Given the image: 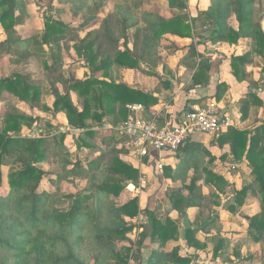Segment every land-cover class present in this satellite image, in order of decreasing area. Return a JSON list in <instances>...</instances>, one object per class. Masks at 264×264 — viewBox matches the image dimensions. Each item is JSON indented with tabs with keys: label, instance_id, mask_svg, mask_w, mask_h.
Listing matches in <instances>:
<instances>
[{
	"label": "rangeland",
	"instance_id": "1",
	"mask_svg": "<svg viewBox=\"0 0 264 264\" xmlns=\"http://www.w3.org/2000/svg\"><path fill=\"white\" fill-rule=\"evenodd\" d=\"M21 1L26 23L23 24L25 21L22 23L23 29L21 27L20 33L23 36L36 35L38 41L46 20L61 21L70 26L88 22L81 30L67 32L56 43L62 63L58 75L60 74L64 78L84 79L86 77L85 74L89 69L86 58L83 55L78 57L75 48L77 49L78 44H87L94 40V45L89 48L91 54L105 50L106 44L102 43L104 41L102 35L107 31V25L111 26L114 22L112 34L119 42H122L121 28L120 26L118 29L116 28L118 16L127 17L126 26L128 28L125 32L127 46L136 54V58L140 57L139 54L146 47V33L144 30L139 31L147 21L143 15L145 12H156L165 18L184 14L191 25V33H194L195 37L199 36L200 38L201 33L205 31H209L210 36L214 35L212 24L214 19L199 15L200 9L197 7V1H192L196 4H190V0H184L186 4L183 8L171 7L166 0ZM206 2L207 6L203 11H206L211 4L210 0H206ZM247 10L250 12L251 32L255 33L252 36H241L232 44L241 40V46L248 47L247 52L251 54V57L247 64L252 66L253 71L248 70L247 73H256L257 81H261L264 79L262 78L264 61L254 51L253 44L255 43L254 37H258V32L261 31L264 34V0H253ZM114 12L116 17L109 18L105 23V19L112 17L110 14ZM13 13L16 17L21 18L17 6L14 7ZM225 22L230 28L238 30L235 9L227 15ZM257 23L261 28L258 32L255 26ZM0 28V37H2V27L0 26ZM196 41L195 39L194 42ZM159 42V46L154 50L155 54L154 51L152 52L151 59L146 60L140 57L139 67L136 68L117 66L115 78H121V75L126 76V74H128L126 77L129 78L131 70L134 69L139 70L140 75H150L141 70L151 72L153 75L152 71L158 63L167 58L165 52L167 51L168 54L169 47L174 43L168 36H163ZM191 45L194 46V43ZM120 46L116 48L121 49ZM44 47L47 48V45ZM253 55H257L255 56L257 61H254ZM10 58L5 56L0 59V77L11 76L15 73L27 75L33 84L40 87L41 94L37 103L21 100L14 95L5 96L6 103L5 100L0 102V127L2 126V113L16 110L22 116L30 118V121H28V125L21 121L20 130L12 131L11 136H42L47 140L46 154L41 161L35 164L44 171L36 188L37 193L41 194L43 209L47 212H63L71 206L76 196L90 195L82 201L81 209L84 215L78 224L77 236L72 240L66 239L71 244L69 248L76 261L82 264H117L114 254L124 255L125 248L128 247L129 264H135L136 260H139L140 264H148L150 258L158 252L161 255L156 264H174L172 258L174 253L180 258L188 259V262H177L176 264H264V232L258 231L252 235L255 230L249 225L252 216L258 217L262 213L259 203L260 193L254 179L249 182L231 181L230 179L234 177L231 176V173H226L230 171V166H224L217 171L214 169L218 179H223V182L216 181L213 184L209 179L207 181V175L200 168H196L193 161L196 160V156L198 157L199 151L204 152V160L213 157L214 161L216 156L206 147L195 146L192 142L186 152L180 151L177 157L172 155V163H168V161L170 162V158H168L162 171H159L155 164L146 157L141 160L137 158L135 148L128 135L118 130L123 121L113 125L111 117H105L102 125L96 121L91 122L90 125L95 132L93 137H88L87 140L92 144V148L81 147L79 149L76 144L77 135L82 132V129H73L68 124L65 113L54 108L55 97L51 92V86L44 77L36 59L33 56H25L11 62L8 60ZM154 62L155 65H153ZM83 68L86 69L84 75L82 74ZM95 76L100 77V74ZM129 81L135 82L132 78ZM55 84V89L59 88L58 90L64 92V86L58 84L57 81ZM73 94L76 96L74 92ZM75 96L73 102L80 110L81 99ZM61 134L64 136H61L60 139ZM53 136L56 137V141ZM60 140L62 144L59 143L57 146L56 144ZM170 153L173 154V152ZM113 159L128 164L133 170L132 175L125 176L122 173H115L114 167H112ZM230 159V162L234 161L232 156ZM184 161L186 164L183 169ZM235 162L240 161L235 160ZM178 167L184 171H181L182 173L175 179L173 174ZM20 168V164L13 159L1 166L4 185L0 187V194H6L9 191L6 182L7 175ZM166 169H172V175H170L171 172L166 174ZM114 180L120 184L118 193H109L104 196L103 193L97 191V186L100 184ZM130 184H133L135 188L132 189L131 185V189H129ZM249 185L251 188L246 191L245 195L239 200L236 199V192ZM132 199L137 207L136 214L131 217L125 214L121 215L124 223L132 225V229L121 239L112 241V250L107 246L95 244L94 240L88 237L89 229L99 220L107 222L112 220L110 210L112 202L119 206ZM219 210L224 212L221 213ZM150 216L162 225H165L168 219L174 221L178 229V236L167 239L165 243L159 241L150 243L148 241L150 238L148 221ZM186 230L193 232L194 241L191 244L186 237ZM34 235L43 239V236H52V232L47 226L38 223ZM143 238L145 239L143 244L140 249H137L139 241ZM63 244V241L58 242V248L52 251V254L58 256L63 254L59 249L64 248ZM0 258L8 260L10 255L0 252ZM7 263L10 264V260Z\"/></svg>",
	"mask_w": 264,
	"mask_h": 264
},
{
	"label": "trees",
	"instance_id": "2",
	"mask_svg": "<svg viewBox=\"0 0 264 264\" xmlns=\"http://www.w3.org/2000/svg\"><path fill=\"white\" fill-rule=\"evenodd\" d=\"M126 0H123L125 2ZM171 7L183 8L186 2L184 0H166ZM211 4L206 11L200 10L199 15L206 18H213V34L209 37L212 42H227L232 44L241 36H252L251 24H249L250 12L248 9L252 5L253 0H210ZM17 6L21 18L16 17L13 13L14 7ZM238 22V30H234L227 26L225 23L227 15L233 12ZM112 17L105 19V23L109 18L116 17V13L110 14ZM147 19L145 26L139 29L144 30L146 33V47L143 48L140 57L146 60L153 57L155 48L159 46V41L167 34L176 35L179 37L191 36V25L184 14L176 15L174 17L165 18L156 12L143 13ZM26 20L22 1L20 0H0V26L2 27V37H0V59L5 56H12L8 59L14 62L25 56H33L38 65L42 69L44 77L51 86V92L55 97L53 106L57 111H63L66 115L68 124L73 129H82L77 135V147L92 148V144L88 137H93L94 130L91 127V122H97L102 125L105 117H111L112 124L115 125L120 121H124L129 111L126 107L128 104L139 103L143 107V117L147 120H156L159 125H163L161 118L151 111L150 106L155 104L157 98L151 93L144 92L141 88L132 86L123 80H116L114 74L116 73L117 66L136 68L138 60L132 50L127 46V38L125 35L127 17L118 16L116 28L120 26L121 35H123L122 42H119L112 34L114 22L111 26H106V32L103 33V42L106 44V49L99 53H90V47L95 43L94 40L85 44H78L75 52L78 57L85 56L86 64L89 68V75L84 79L64 78L58 75L59 70L62 68L61 57L59 55V48H57V41L67 32H75L81 30L86 26L80 24L78 26H70L61 21H44L42 32L39 36V41L36 35L23 36L20 33L22 23ZM26 21L23 23L25 24ZM28 25V24H26ZM257 32L261 30L259 24H255ZM256 32V33H257ZM258 37H254V51L258 53L264 61V34L258 32ZM201 42V38H199ZM47 45V48L44 46ZM119 45L121 49L116 48ZM100 48V45H99ZM81 49V50H80ZM89 49V50H88ZM154 51V52H153ZM153 52V53H152ZM195 46H189L188 56H195ZM251 54L248 52L239 55L231 56V68L234 76L237 79L245 77L246 72L243 69L245 63L248 62ZM99 58V59H98ZM156 60V58H155ZM1 63V60H0ZM155 65V62L153 63ZM208 69L207 59L202 58L193 76V81H199L197 77L203 76L205 70ZM147 74L145 70H141ZM96 77L95 75H99ZM264 78V66L262 68ZM53 75V76H52ZM55 75V76H54ZM206 82V79H204ZM55 81L64 86V92L55 89ZM62 88V87H61ZM226 84H219L215 97L220 98L221 94L225 91ZM70 91L74 92L77 98L81 99V109L79 110L70 97ZM7 93V95H5ZM41 90L38 85L33 84L27 75L15 73L11 76L0 77V102L5 100L6 97L12 95L21 100L37 103L40 99ZM6 96V97H5ZM249 97L254 101L259 102L253 94ZM260 103V102H259ZM248 101L241 108V117L247 114ZM1 111V110H0ZM221 112V111H220ZM24 121L28 125L30 118L22 116L16 110L13 112L4 111L2 113V126L0 127V187L4 185V177L1 171V166H4L7 161L13 159L20 164L21 168L10 172L7 175L6 182L9 191L6 194H0V252L10 255L8 260L0 258V264H82L75 260L71 249V245L66 239L72 240L77 236L78 224L81 221L82 214V201L87 199L90 195H78L73 199L71 206L63 212L53 211L47 212L42 207L41 194L37 193V186L44 174V171L35 165L41 161L48 149L46 146L47 140L44 137H24V136H11L10 133L20 130V122ZM64 136L63 134L60 135ZM54 141L56 137L53 136ZM191 139L181 145L174 153L178 156L180 151H187ZM62 144L61 140L56 144ZM224 143L229 145V152L226 155L232 156L233 160H245L251 168V174L255 183L258 186L260 193V207L261 215L250 218L249 225L255 230L252 235L258 231L264 232V124L258 125L254 128V132L249 135L246 130H239L234 127H228L226 133L218 137V144L222 146ZM104 149V148H103ZM203 154V155H202ZM204 152L199 151L198 157L193 161L196 168H200L207 176L208 179L214 182L221 181L218 179L217 172L214 170L213 157L204 160ZM93 164V163H92ZM186 162L182 165L185 168ZM112 167L115 173H122L125 176L132 175L133 170L131 167L118 160H112ZM187 170V169H186ZM184 170L177 168L174 172L173 178L177 179ZM215 171V172H214ZM172 175L173 170L166 169V174ZM179 173V174H177ZM135 175V174H134ZM133 175V176H134ZM216 184V183H215ZM251 188H243L241 191L236 192L235 198L238 200L245 195L246 191ZM120 184L114 180L111 182H104L97 186V191L107 196L109 193H118ZM189 205V201L187 202ZM187 206V205H186ZM112 212V220L110 222L99 220L89 229L88 237L94 240V243L100 246H107L111 249L112 241L121 239L124 235L132 229V225L124 223L121 218L122 214L129 215L130 217L136 214V204L134 199L117 206L113 202L110 204ZM114 210V211H113ZM93 217V215L91 214ZM149 242L165 243L167 239H173L178 236V229L176 223L168 219L165 225L160 224L159 221L152 216L149 218ZM38 223L47 226L52 236H43L38 238L34 235V230L38 227ZM21 228H24L21 230ZM45 229V228H44ZM186 237L191 244L193 240V232L186 230ZM259 237V236H257ZM41 239V240H40ZM144 238L139 241L138 248L144 242ZM63 241L64 248H59L63 254L58 256L52 254V251L58 248V242ZM49 243V244H46ZM112 250V249H111ZM126 253L114 254L117 264H129L128 250L125 248ZM160 252L151 257L148 264H156L160 258ZM173 255V256H172ZM174 264L177 262H188L187 258H180L172 254ZM123 256L124 258H122ZM135 264H140L139 260Z\"/></svg>",
	"mask_w": 264,
	"mask_h": 264
},
{
	"label": "crops",
	"instance_id": "3",
	"mask_svg": "<svg viewBox=\"0 0 264 264\" xmlns=\"http://www.w3.org/2000/svg\"><path fill=\"white\" fill-rule=\"evenodd\" d=\"M192 1H197V7L200 10H204L207 6L206 0H190V4H196ZM201 35L200 42L199 36L195 37L194 33L191 37L167 34L166 36L172 39L174 43L169 47L168 54L167 51L165 52L167 58L158 63L152 71L153 75H140L139 70L134 69L131 70L129 78L126 77L128 76L126 74V76L121 75V78H116V80H123L156 97L157 101L150 106V109L159 117L158 119L161 118L163 125L176 122L183 112L195 105L213 101L221 113L230 117L231 123L228 126H222L215 134L197 133L189 139L195 146L206 147L216 156L214 160L216 171L224 166H233V168L229 167L230 171L226 172L227 174L231 173V176L234 177L230 179L231 181H252L251 168L247 162L245 160L230 162V155H226L229 152V145L224 143L219 146L218 137L226 133L228 127L246 130L251 135L256 126L264 124V79L257 81L256 73L248 74V70H253L252 66L247 63L243 66L246 72L245 77L237 79L234 76L231 68V56H239L249 50L248 47L241 46V40L236 44H228L209 40V31L202 32ZM195 39L196 42H194ZM191 43H194L195 46V56H188ZM255 56L257 55H253V59L257 61ZM202 58L207 59L208 69L205 70L203 76L197 77L199 81L194 83L193 76ZM83 70L82 74L84 75L86 69L83 68ZM89 73L88 69L85 75H89ZM130 78L135 82L129 81ZM223 83L226 84V89L220 98L216 99V89L219 84ZM250 94L258 98L260 103L249 97ZM74 96L71 92L72 100H74ZM247 101V114L242 118L241 108ZM221 154L223 155L221 156ZM163 155L164 163L168 158H170V162L167 160L168 163H172L174 156L172 153L166 152Z\"/></svg>",
	"mask_w": 264,
	"mask_h": 264
},
{
	"label": "built area",
	"instance_id": "4",
	"mask_svg": "<svg viewBox=\"0 0 264 264\" xmlns=\"http://www.w3.org/2000/svg\"><path fill=\"white\" fill-rule=\"evenodd\" d=\"M129 114L118 130L128 135L139 160L146 157L159 171L164 166V153L175 152L188 138L197 133L212 135L231 123L230 117L220 112L216 104L195 105L181 114L174 123L159 125L156 120L143 117L139 103L126 105ZM135 188L130 184L129 189Z\"/></svg>",
	"mask_w": 264,
	"mask_h": 264
}]
</instances>
